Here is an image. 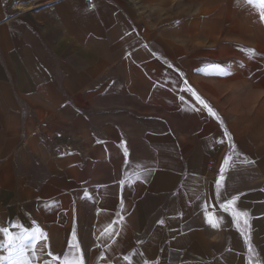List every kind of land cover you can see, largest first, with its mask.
<instances>
[{
	"label": "crops",
	"instance_id": "crops-1",
	"mask_svg": "<svg viewBox=\"0 0 264 264\" xmlns=\"http://www.w3.org/2000/svg\"><path fill=\"white\" fill-rule=\"evenodd\" d=\"M90 2L0 0V229L47 237L14 264L63 259L70 240L85 264H264L260 10L224 44V90L192 89L214 117L156 56L157 32ZM233 197L250 231L221 209Z\"/></svg>",
	"mask_w": 264,
	"mask_h": 264
},
{
	"label": "rangeland",
	"instance_id": "rangeland-1",
	"mask_svg": "<svg viewBox=\"0 0 264 264\" xmlns=\"http://www.w3.org/2000/svg\"><path fill=\"white\" fill-rule=\"evenodd\" d=\"M118 1L130 7L139 25L148 32H157L156 56L165 68L172 65L169 69L179 76L178 84L188 85L196 92L224 90V74L209 66L220 64L228 72L236 73L232 69L238 67L224 61L236 58L231 54L235 51L224 54V44L236 36L237 20L243 17L247 24H252L253 12L259 9L247 0ZM149 43L154 44L152 37Z\"/></svg>",
	"mask_w": 264,
	"mask_h": 264
},
{
	"label": "snow or ice",
	"instance_id": "snow-or-ice-1",
	"mask_svg": "<svg viewBox=\"0 0 264 264\" xmlns=\"http://www.w3.org/2000/svg\"><path fill=\"white\" fill-rule=\"evenodd\" d=\"M247 3L250 5H253L254 7L259 8V17L261 21H264V0H247ZM250 58L251 56L255 55V51L252 49L247 50ZM168 67H172L171 64L168 65ZM212 70L220 73V74H231L228 72L224 67H222L220 64H212L209 66ZM185 84H187V81H184ZM186 91L190 92L191 95L195 98V100L201 104L204 108H206L210 115L216 116V113L212 110V108L205 103L203 99L199 95H197L190 87L185 89ZM183 101V97L180 98ZM217 119H219L217 117ZM227 134V133H226ZM127 157L128 153L125 149V162L127 163ZM229 157H225L223 165L221 166L220 172L223 174L226 169L224 165L229 164ZM223 180V175L216 181L218 186H221ZM85 196H87V193H85ZM237 197H233L231 200L226 201L225 203L221 204L220 207L224 212H229L230 215L233 217V223L237 224V227L239 228V221H243L245 227L248 228L250 231V224L248 223L249 214L247 212H238L235 210V204H236ZM231 210V211H230ZM206 223H208L212 228L218 227L219 220L215 218H209L207 213L205 214ZM160 223H163V221H160ZM6 236L7 240L6 243L3 245L4 248L7 249L8 254L6 256H0V261H8V264H14L13 262V255L19 250L20 254L23 255L25 251L30 250L33 256H36V250L38 246L40 245L41 241H44L47 239L46 235L40 230L36 229L33 232H21L18 236H13L9 233L8 228H2L0 229ZM73 240H75V234H73ZM27 242V243H25ZM68 248L72 250V252L65 253L64 258L61 259L60 256L53 255L51 252H48L47 255L51 258L49 261V264H51L52 261L58 262V264H85L84 258L80 255V245L79 243H73L72 240L68 242ZM251 251V249H249Z\"/></svg>",
	"mask_w": 264,
	"mask_h": 264
},
{
	"label": "built area",
	"instance_id": "built-area-1",
	"mask_svg": "<svg viewBox=\"0 0 264 264\" xmlns=\"http://www.w3.org/2000/svg\"><path fill=\"white\" fill-rule=\"evenodd\" d=\"M86 3H87L88 6L91 5L90 0H86ZM69 148H70L69 146H65V147H62L61 150H62L63 152H65V151H66L67 149H69Z\"/></svg>",
	"mask_w": 264,
	"mask_h": 264
}]
</instances>
